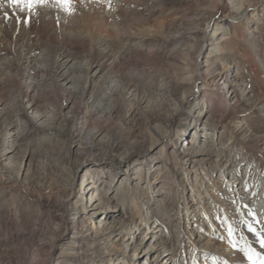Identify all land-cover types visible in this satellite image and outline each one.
<instances>
[{
    "label": "rangeland",
    "instance_id": "1",
    "mask_svg": "<svg viewBox=\"0 0 264 264\" xmlns=\"http://www.w3.org/2000/svg\"><path fill=\"white\" fill-rule=\"evenodd\" d=\"M252 1L257 4L256 17L246 26H221L213 35L214 25L205 28L211 0H134L118 19L120 30L136 39V47L146 36L148 49L155 56L138 57L135 53L123 58L120 70L129 66L138 71L126 74L136 97L117 95L107 119L94 109L98 94L109 102L101 79H92L85 86L76 82L73 87L79 91L70 88L73 95L69 96L41 63L17 64V40L1 41L8 49L0 50V224L17 214L24 219L39 218L41 225L31 232L32 243L41 240L43 244L56 243V247L50 255L43 252L38 264H66L67 258L59 256L77 231L67 221L66 209L76 201L73 195H81L85 181V187L91 183L94 189L85 195L82 209L97 205L96 218L88 225L90 236L92 228L101 231L105 221L116 224L132 218L134 225H142L125 229L110 248L94 253L93 262L77 264H97V257L104 254L114 259L104 264H129L131 256L134 264H153L155 253L140 247L137 253H129L122 246L131 236L145 248L161 242L171 264L176 255L179 264L183 256L184 264L188 260L189 264H235L232 254L223 249L229 245L230 227L222 207L228 205L232 215L239 216L240 205L230 195L228 183L232 181L227 177L223 180L206 157L209 151L225 157L231 168L242 174L256 162L264 165V146L259 141L264 140V107L258 105L264 101L254 98L255 80L264 79V0ZM1 2L9 10L14 8L5 0ZM255 28L258 33L250 38ZM222 29L230 37L223 44L219 43L225 37ZM218 45L221 52H215ZM256 56L260 60L258 71ZM208 58L216 60L213 66ZM208 71L229 76L225 80L239 84L237 91L220 92L213 84L216 79L220 83L222 76L214 77L212 83L196 80L195 75ZM30 78L36 83L31 86L27 107L21 95ZM158 88L167 91L161 98L152 94ZM186 99L193 106L186 104L177 113L172 130L179 137L176 152L189 155V160L173 169L185 183L177 185L170 180L161 187L160 181L171 179L170 174H162L163 160L174 150L172 146L165 150L155 146L154 134L165 130L170 111L176 106L177 112ZM239 127L251 138L241 136ZM207 145H211L209 150ZM122 159L128 161L126 169L125 164L118 165ZM225 192L229 193L227 198ZM252 195L258 198V218L261 209L264 212V203L259 202L264 188L257 186ZM160 225L165 229L163 234L159 233ZM260 229L264 232L263 226ZM233 232L239 237L235 246L243 264H264V256L248 245L237 228ZM6 238L0 227V239Z\"/></svg>",
    "mask_w": 264,
    "mask_h": 264
},
{
    "label": "bare ground",
    "instance_id": "2",
    "mask_svg": "<svg viewBox=\"0 0 264 264\" xmlns=\"http://www.w3.org/2000/svg\"><path fill=\"white\" fill-rule=\"evenodd\" d=\"M1 1L2 0H0V50L8 49L7 46L3 47L1 44L3 39H5L7 43H13V41L17 40L18 43H15V48L16 51L18 50V65H22L23 61H25L26 64L32 61H34V63H41V66L45 67L46 70L60 82V89L69 96L73 95V92L69 90L70 88H73L74 92L78 90L73 87L76 82L85 86L92 79H101L103 85L108 89L107 94H105L109 102L106 104L104 97L98 94L96 95V100L99 101L95 102L94 109L102 118L107 119V117H110L109 115L112 112L111 104L113 103L114 105L117 95L120 96L119 98L136 97L133 93L132 83L126 80V74L136 73L138 71L129 66L125 70H120V66L124 64L123 58L135 53L138 57L155 56V53L149 51L148 48H150V43L147 41L148 39L146 36L138 40L139 46L136 47L133 44L136 39L131 37L128 31L120 30L122 22H118V19L121 18L120 15L124 13L122 12L124 9L131 7L134 0H31L30 8L28 6L29 0H24L22 6L14 5L12 10L7 9L6 5ZM5 1L6 4H10L8 0ZM256 2H259V0ZM211 3L210 11L206 14L205 28L208 29V27L214 25L215 31L213 35L218 33L221 26H229L230 28L239 25L246 26L251 19L256 17L255 9L257 4L252 0H211ZM21 8H23V10H21ZM256 21L257 19L254 21L257 24L258 21ZM169 29H171V26ZM258 30V28H255L251 32L252 36L250 38H254L253 33H258ZM221 31L225 37H221L219 43L223 44L229 41L230 37L227 36L228 34L225 29ZM18 36H21L20 39ZM221 49L222 48L218 45L215 52H221ZM213 57L214 56H210L209 58ZM255 60L257 61L255 66L256 71L261 70L259 65L260 60L257 56ZM255 60L252 58V61L255 62ZM207 62L210 66H213L216 60L209 59ZM1 64L2 63H0V65ZM210 68L211 67H209V69ZM75 73H77V75H75ZM219 76H222L219 79L221 80L220 83L217 82V79L214 81V77L218 78ZM195 77L197 78L196 80L201 78L209 83L214 81L213 85L218 87L220 92L227 94L237 91L239 85L236 86L235 81L229 83L228 80H225L226 78L228 79L229 76L223 75L219 71L216 73L208 71L206 74L204 73V75L198 73ZM34 80V78L31 79L29 87H27L21 95L22 102H24V106L27 107L29 106V92L32 90L31 86H34L36 83L33 82ZM255 82L257 95H255L254 98L256 101H264V79L262 78L260 81L255 80ZM257 85H260V87H257ZM154 91L152 94H154L156 98H161L162 95L167 92L162 91L160 88ZM241 92L245 93L246 91L243 90ZM99 93L101 92L99 91ZM149 95L150 93L147 94L146 97ZM90 97H92V95ZM186 104L192 105V101L186 99L177 112L176 106H174L173 110L170 111L171 114L165 130L163 132L155 131L156 133L154 134L156 135L155 146H162V150H165L168 146H172L174 150V152H170L166 159L163 160L162 165L164 171L162 174H170L171 179H165L163 182L160 181L161 187L168 184L170 180L175 181L177 185L185 183L182 178L176 176L175 170L173 169L189 160V155L185 151L182 153L176 152V145L178 144L179 137L173 134L174 131L172 130L174 128L173 122L177 113L183 110ZM258 105L259 108H262L264 107V102ZM207 120L210 121L211 118L207 117ZM240 134L245 139L251 138L250 133L244 128L240 129ZM259 141L264 146V140ZM90 144H92V141ZM207 147L209 150L211 145H207ZM206 160L210 161L215 171H219L223 180L227 177L233 182L230 181L231 183H228L232 187V189H230V195L235 199L234 201L236 204L240 205L239 216L232 215V209H230L228 205H222V212L225 214V219L227 220L226 225H228L231 230L227 239L229 245L223 247L224 251L232 254L230 255L235 264H243V259H241L242 255L237 246H235L239 237L236 235L237 232L233 231L237 228L248 242V245L264 256V247H262L260 243L261 240H264V232L260 229V226L264 227V217L262 220V216L264 215H262V213L264 212L263 209H261V216L256 218V201L258 198H254L252 195L257 186H260L262 189L264 188V165L260 162H256V166L247 169L244 174H242L240 170L231 168V162L228 159L219 157L217 154H213L210 151ZM147 161L150 160L148 159ZM127 163L128 161L125 159L118 161V165L125 164L124 169L129 167ZM118 168H122V166ZM202 169H204V167ZM186 181L188 182V180ZM85 182L81 195H73L76 201H74L72 205L69 204L66 209L67 221L69 220L74 230L77 228V231L75 230L74 236L71 238V242L59 256V258H67L66 264H77L79 261L93 262L91 259L94 258V253H100L102 250L108 247L110 248L112 243L120 238L125 229L129 230L130 226L137 229L142 225V223L140 226L139 224L134 225V219L132 218L116 224H114V222L105 221L102 230L100 231L92 228L94 233L93 236H90L91 228H89L88 225L94 222L96 218L95 209L97 205L92 203L90 206H87L85 210L82 209V201L85 195H90L91 191L94 189L91 183H88L85 187ZM146 182L147 184L150 183L148 180ZM223 196L227 198L229 193L226 194L225 192ZM262 198L263 200H260V203H264V196ZM260 203L258 204L259 207ZM20 216L21 215L17 214L14 219H4L0 224L1 229L5 230L7 236L6 239H0V262H3V264H38L37 258L43 252L50 255L56 247V243L50 245V242L48 244H43L41 240H39V243L33 244L31 232L35 231L38 226L41 225V221L39 218H32L33 216L26 217L25 219ZM249 226L252 231L249 230ZM158 229H160L159 233L163 234L165 230L164 227L160 225ZM128 234H131V232ZM125 241L127 242H123L122 246L127 252L137 253L140 251V247L141 250L146 249L155 253L152 259L154 261L153 264H171V259L166 256L161 248V242H157L149 248H145L140 246L141 243L134 240L133 236H131L130 239L127 238ZM80 243H82V245H79ZM190 244L191 247L194 248L192 240H190ZM89 253L90 256H88ZM105 255L106 254L97 257V264L113 262V258L108 256L105 258ZM155 257L156 260H154ZM172 257V264H179L177 255ZM186 261L187 260H185V262ZM57 262L59 263L60 260H57ZM129 264H134V258L132 256ZM182 264H184V256ZM186 264H189V260Z\"/></svg>",
    "mask_w": 264,
    "mask_h": 264
},
{
    "label": "snow or ice",
    "instance_id": "3",
    "mask_svg": "<svg viewBox=\"0 0 264 264\" xmlns=\"http://www.w3.org/2000/svg\"><path fill=\"white\" fill-rule=\"evenodd\" d=\"M8 2L10 4H13V5H21L22 6L24 4V0H8ZM28 6H29V8L31 7V0H29ZM21 10H23V8H21ZM249 230L252 231L250 226H249ZM229 231L231 232V230H229ZM260 243H261V246L264 247V240H261ZM248 251L249 250H246V255L248 254Z\"/></svg>",
    "mask_w": 264,
    "mask_h": 264
}]
</instances>
